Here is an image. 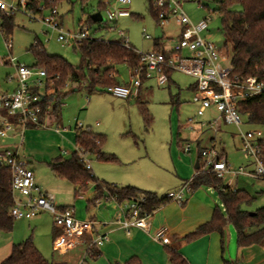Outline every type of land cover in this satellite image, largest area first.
I'll use <instances>...</instances> for the list:
<instances>
[{
	"label": "rangeland",
	"instance_id": "rangeland-1",
	"mask_svg": "<svg viewBox=\"0 0 264 264\" xmlns=\"http://www.w3.org/2000/svg\"><path fill=\"white\" fill-rule=\"evenodd\" d=\"M105 7L100 6V0H90L85 11L82 9L80 0L64 1L57 6V15L62 26L67 31H77L80 23L89 25L92 30L97 29L95 37L109 41H119L120 37L117 32L106 28L107 9L114 4V0H103ZM220 0H182V6L187 15L193 21H199L202 18L210 17L209 28L203 33L204 37L214 41L228 57L224 65H229L233 55V46L227 41L223 31L221 16L218 12ZM148 0H133L128 7L131 16H122L115 24L118 30H123L129 36V42L136 50L146 52L154 48V40L147 39L143 35V29L146 33L154 37L156 21L149 10ZM39 8H44L43 1L38 3ZM100 12L103 21L96 22L92 15ZM33 18H30L28 15ZM49 11L43 9L42 12L30 11L23 9L17 11L14 15V27L12 32L5 34L11 38L12 48L6 47L4 37L0 33V87H3L10 77L15 75V63H25L34 67L36 64L32 46L37 40L45 50L52 55H60L67 59L73 66H79L81 63L80 51L77 44H69L62 46L57 40V34L49 30L40 21V17L46 16ZM138 16V17H137ZM101 26V29H98ZM167 34H171L167 27L164 28ZM174 38H163L166 48L173 45ZM118 78L122 82L129 79V68L125 64L117 67ZM172 80L165 85H159L154 75L147 78L142 87L141 99L147 101V107L153 121L150 127L145 125L143 116L137 103V96H131L129 99H119L108 93L106 90L89 92L83 81L79 83L67 82L62 88V107L61 116L58 121L59 125L65 127L67 132L57 134L46 129H36L39 135H36V144L24 135V145L28 151H34L35 155L22 158L29 161V165L33 166L38 182L53 187L60 195H67L68 199L75 201V191L73 185L66 179L56 176L49 165L52 157L62 156L68 158L75 150L74 136L76 130L82 127H90L93 131L106 135V141L102 150L114 154L117 158L115 161H101L96 156L90 155L88 161L91 164V173L101 181L111 182V173L115 176L123 171H128L129 176L144 178L148 189L161 188L172 184V167L170 164V145L177 148L187 157L196 160L198 143L196 139H192L193 132H199L198 137L201 139V147L213 145L210 141L215 136L211 129L197 130V124L194 123L195 129L188 126V119L192 118L194 122H207L213 116L206 114L205 116H197L196 106L191 101V86L194 83V77L180 71H173ZM14 82L15 81H10ZM46 78L44 79V83ZM41 91H45V86ZM209 113V112H208ZM242 124L240 129L244 132L256 130L262 132L264 138V124L251 123L248 116L241 113ZM56 123H52L49 128H54ZM41 130V133L40 131ZM239 129L235 124L226 123L224 120L220 122V131L216 135L215 146L218 151L223 152V156L230 163L232 168L238 169L244 167L252 170L255 166L252 157L246 155L242 151L240 138L238 136ZM13 137V133L3 138ZM2 138V137H1ZM179 142V145H177ZM15 143H18L16 139ZM190 143L191 152L186 153L183 150L185 144ZM67 150L62 154L61 150ZM20 151H23V148ZM22 153V152H21ZM163 160V161H162ZM174 173V172H173ZM110 179V180H108ZM223 182L232 185L235 188L245 190L253 197L250 203L244 204L242 207L247 211H255L257 208L264 206V180L253 179L240 175L238 177L226 173ZM127 185V184H126ZM144 187V186H142ZM68 191V193L66 192ZM156 191V190H154ZM89 192V191H88ZM87 196V192L84 193ZM77 199V198H76ZM58 200V199H57ZM86 203L88 202L85 199ZM77 207V205H75ZM40 217V216H39ZM38 217V218H39ZM46 220L52 225V216L46 214ZM32 221V220H31ZM14 219V226L17 224ZM21 222V221H20ZM19 226V223H18ZM233 226V225H232ZM234 228V226H233ZM33 226H29L24 221L18 229L13 231L25 241L31 238L34 243ZM235 230V228H234ZM5 232L0 231V247L7 241ZM236 233V230H235ZM43 230L38 227L35 237L42 239ZM4 236V237H1ZM35 244V243H34ZM236 248V247H235ZM5 250V249H4ZM3 249L0 248V257L3 259ZM55 250V249H54ZM7 253V252H6ZM79 251L74 249L63 258L70 259L69 264H75L79 257ZM58 255V251H53ZM50 257V256H49ZM1 259V258H0ZM87 262L90 257H87Z\"/></svg>",
	"mask_w": 264,
	"mask_h": 264
},
{
	"label": "built area",
	"instance_id": "built-area-1",
	"mask_svg": "<svg viewBox=\"0 0 264 264\" xmlns=\"http://www.w3.org/2000/svg\"><path fill=\"white\" fill-rule=\"evenodd\" d=\"M132 1L115 0V3L107 9L106 28L117 32L120 37L119 41L114 42L134 50L140 56V65L136 68H129L128 84L108 86L105 90L115 97L129 98L137 95L142 85L143 75L147 78L154 75L159 85L167 84L173 71L191 75L195 80L192 102L198 105L197 116L204 114L208 109L214 111L213 117L207 122H194L192 118L188 119V126L191 129H195L193 124L196 123L199 129H211L215 134L211 139L213 145L202 149L197 172H212L221 178L226 173H230L236 177L244 175L264 180V150L260 142L262 132L256 130L244 132L240 129L242 118L239 108L241 101L264 97V78L258 76L242 78L234 72L231 62L229 65H224L228 57L223 49L203 36L209 28L210 17L193 21L185 12L182 0H152L161 29L171 27L173 24L180 27L173 45L169 48L165 47L162 51L152 49L141 52L136 50L131 46L129 36L125 31L118 30L115 25H109L117 23L120 17L129 14L126 6ZM28 2L29 0H0V33L3 37L6 34L4 18L14 16L21 9L34 11ZM28 16L33 18L30 14ZM40 21L57 34V40L62 46L78 45L88 39H102L95 37L96 30H92L91 26L83 23H80L79 29L73 32L65 30L55 15L42 16ZM143 35L147 39L153 38L152 35L146 33L145 29H143ZM4 41L6 47L11 49V38L7 35ZM38 43L36 40L34 44ZM13 65L16 71L10 80H14L16 86L11 92H0V137L13 133L19 137V145H21L27 128H46L51 125L49 120L51 106L43 104L45 92L41 91L43 85L45 86L46 71L25 63L18 62ZM222 120L238 127L242 151L252 157L255 163L252 170L244 167L232 168L223 156V152L216 148V135L220 131ZM59 127L58 125L57 128ZM183 150L190 153V143L185 144ZM76 151L82 157L86 167L91 169V164L84 151L78 148ZM0 165L8 167L11 171L10 190L13 194V204L9 209V215L13 219H32L43 212L49 213L55 227L59 229L54 239V248L61 253L73 249L79 241H87V236L92 235L95 230V221L77 218L73 206H59L52 195L41 192L35 183L34 170L28 161L21 157L18 149L1 148ZM189 191H191V179L185 181L180 188L169 191L166 198L178 205H183ZM144 201L145 197L140 196L136 200L118 204L121 214L118 221L128 233L132 227L146 232L149 230L148 220L152 213L143 210L141 203ZM154 238L164 244L170 242L165 227L157 229ZM106 240L107 236L102 233H96L91 237L88 241L89 250L78 264H85L90 249H99Z\"/></svg>",
	"mask_w": 264,
	"mask_h": 264
},
{
	"label": "trees",
	"instance_id": "trees-1",
	"mask_svg": "<svg viewBox=\"0 0 264 264\" xmlns=\"http://www.w3.org/2000/svg\"><path fill=\"white\" fill-rule=\"evenodd\" d=\"M43 1L44 8H39L38 3ZM70 0H29L28 5L38 12L43 9L49 14L57 16V6ZM82 9L88 6L90 0H80ZM148 7L157 20L152 0H148ZM106 3L100 0V8ZM218 12L221 16L222 31L232 46L233 55L231 64L235 73L242 78L258 76L264 78V0H220ZM138 17V16H137ZM106 24V22H105ZM6 34L12 32L14 16L4 18ZM101 28V26L99 27ZM154 50L165 49L162 38H154ZM81 63L73 66L67 59L60 55L49 54L40 44H34L36 64L35 68L46 71L44 105H50V124L58 121L61 116L62 88L67 84L83 81L89 92L103 91L108 86L126 85L118 78L117 67L121 64L128 68H136L140 65V56L122 44L114 41L106 42L103 39H88L78 44ZM147 77L142 76V85L137 93V103L143 116L145 125L150 127L153 121L147 107V101L141 99L142 87ZM170 77V81H171ZM240 112L248 115L249 122L264 124V97H256L239 103ZM106 136L94 132L90 127L78 128L75 135V143L78 149L84 151L87 156H96L101 161H115L116 156L106 153L102 147ZM264 150V138L260 140ZM199 148V159L202 149ZM53 173L68 180L73 186L75 195H79L88 189L89 183H94L96 197L106 196L115 199L118 204L125 201L136 200L140 196L145 197L141 203L143 210L155 211L160 205L170 201L166 197L159 198L155 192L142 190L135 186H118L114 183L101 181L91 173L77 151L69 158L57 157L49 163ZM11 171L8 167L0 165V231L11 232L14 219L9 215V209L13 204V194L10 190ZM200 186L214 187L221 200L223 210L216 207L211 219L200 224L193 232L187 234L188 241L196 240L204 235L216 232L221 235L222 250H224V230L228 225H233L236 230L238 247L251 245L264 246V206L255 211L243 209V205L250 203L253 197L249 192L231 187L225 184L221 177L212 172H197L191 178V191ZM171 264H186L182 256L172 250H168ZM96 256L97 252L90 254ZM0 264H56L45 258L38 250L31 238L22 243L14 244L10 254ZM126 264H141L138 259L131 258ZM226 264H229L226 262ZM237 264V263H234Z\"/></svg>",
	"mask_w": 264,
	"mask_h": 264
},
{
	"label": "crops",
	"instance_id": "crops-1",
	"mask_svg": "<svg viewBox=\"0 0 264 264\" xmlns=\"http://www.w3.org/2000/svg\"><path fill=\"white\" fill-rule=\"evenodd\" d=\"M130 15L132 16L133 13L130 12V14L127 16ZM155 21L156 29L159 25L156 19ZM168 29L171 34H167L163 28L161 38L164 36L163 38L167 37L170 39L171 36L174 38L172 40V42H174L175 37L178 36L180 27L173 24L171 27H168ZM152 39H154V37ZM129 80L130 77L128 82ZM10 81L14 80H9L3 85V87H0V92L7 93L14 90L16 83ZM125 84L128 83L126 82ZM194 89L195 81L191 86L192 95L194 93ZM194 104L196 106L197 114L198 105L196 103ZM206 114L213 115L214 111L208 109L204 114L198 116L201 117L205 116ZM58 125L59 124H56L53 129L49 127H29L25 130L24 135H26L33 142V144H36L35 136L39 135V132L36 129H46L47 131L61 135L67 132V129L62 125H59L60 127L57 128ZM196 128L198 131L202 133L204 132L203 130L199 129V127ZM39 131L41 133V130ZM198 134L199 132H193L191 140L196 139L195 141H197L198 146H200L201 139L200 136L198 137ZM16 139L18 140V143H15ZM74 144V151H76L77 146L75 143V136ZM173 145L174 144L171 142L169 158L172 167V174H170L172 175L171 185L165 187L163 186L161 188L157 187L150 190L148 189L149 187H146L144 178L136 177L135 175L129 176L128 171H123L116 176L115 173L113 174L112 172L111 176L108 178H111V182H117L114 184H117L118 186L131 185L142 190L155 192L159 198L166 197L169 191L180 188L185 181L193 178L197 173V169L200 164L199 148L197 150V157L195 160L192 157L189 158L185 156L182 151L178 153L177 148H175ZM177 145H179V142H177ZM1 148L18 149L21 157L22 155L26 158H29L31 155L36 156L34 151H28L25 148L24 138L23 144L19 145V137L16 135H13V137L7 139L0 137V149ZM20 148L21 150L23 148V151H20ZM61 153L65 154L67 153V150L62 149ZM58 157L62 156L60 155ZM56 158L57 157H52L51 161ZM197 160H199L198 167H196ZM31 167L34 170L32 165ZM35 183L41 192L52 195L57 205L73 206L75 209V216L77 218L91 219L95 221V230L92 235L87 236V241H79L73 249L67 251L66 253H61L57 250L58 255H55L53 254V251L56 250L54 248V239L59 233V229L55 227L54 223L51 225L46 220V214L49 213L43 212L32 219H16L18 222L14 229H18L20 223L22 224L24 221L28 222L29 226H33L32 232L35 246L45 258L56 264H69L68 262L70 259L63 257L74 249L79 251L77 257L81 259L83 255L89 250L88 241L96 233L105 234L107 236V240L99 249H90V253L87 255V257H90V261H86L85 264H126V262L131 258L138 259L141 264H171L168 253L169 249L182 256L186 261V264H226V262L229 264H264V246L251 245L248 247H238L236 233L232 225H228L224 230V250H222L221 235L216 232L204 235L193 241H188L185 239L187 234L193 232L200 224H203L211 219L213 211L216 207H219L223 210L218 192L212 186H200L195 190L189 191L186 195V201L183 205H178L173 201H168L160 205L155 211L152 212L148 220L149 230L147 232L142 229L132 227L128 233L126 228L123 227L118 221V217L121 216L118 203L115 201V199L106 196V193L103 195V197L95 199L96 191L94 183H89L88 189L85 191L87 192V196H85V192H83L75 196V201H71L70 198L68 199L67 195L60 196L53 187L43 184L42 182H38L36 174ZM230 186L233 187L232 185ZM66 192L68 193V191ZM85 199H87V203ZM75 205H77V207ZM38 227L42 228L44 237L37 240L35 237V232ZM161 227H165L167 229L168 236L170 237V242L168 244H164L163 242L154 238V233ZM14 229H12L11 232L4 233V235L8 236L6 237L7 241H5L2 244V247H0L3 250L5 249L3 251V253L5 252V255H3V259L0 257V262L8 257L14 244L23 242V240L20 239V237H18V235H16V233L13 231ZM92 251L97 252V255L91 256L90 254ZM80 259H78L75 264H78Z\"/></svg>",
	"mask_w": 264,
	"mask_h": 264
},
{
	"label": "water",
	"instance_id": "water-1",
	"mask_svg": "<svg viewBox=\"0 0 264 264\" xmlns=\"http://www.w3.org/2000/svg\"><path fill=\"white\" fill-rule=\"evenodd\" d=\"M92 18L94 21L96 22H101L103 21V16L100 12H96L95 14L92 15ZM162 36V29L160 26H158L155 30H154V38H161ZM198 163H199V160H197L196 162V167H198Z\"/></svg>",
	"mask_w": 264,
	"mask_h": 264
}]
</instances>
